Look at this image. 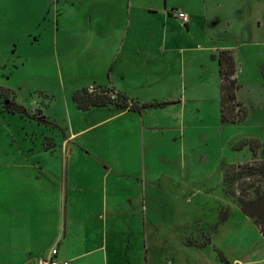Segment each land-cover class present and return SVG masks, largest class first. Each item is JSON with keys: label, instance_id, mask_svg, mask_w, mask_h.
Instances as JSON below:
<instances>
[{"label": "rangeland", "instance_id": "obj_1", "mask_svg": "<svg viewBox=\"0 0 264 264\" xmlns=\"http://www.w3.org/2000/svg\"><path fill=\"white\" fill-rule=\"evenodd\" d=\"M24 1L0 0V23L8 18L16 25L13 30L5 24L0 27V44L5 45V55L0 60V92L28 111L8 112L0 96V161L11 162L25 156L41 165L53 166L57 176L63 168V146L79 152L87 149L96 167L84 162L83 157L78 160L74 153L68 164L73 175L70 181L79 182L83 189L70 197L66 206L54 205L51 211L58 218L67 208V215L75 214L83 220H95L112 212L116 217L119 211L128 214L125 221H115V225L120 223L114 228L115 238L120 239L125 250L121 254L127 258L118 264H264V237L238 203L239 184L251 180L241 164L252 162L255 157L248 144L235 148L245 139H257V156L264 160V75L260 67L264 63V0H167L176 9L208 13L212 22H218L210 27V35L218 40L245 41L239 54L237 99L247 110V117L236 124L220 119L218 72L202 44L197 48L195 38L182 39L185 48H196L193 56L190 52L184 61L183 56L174 54L167 61L160 84L140 92V97L162 100L185 96L183 78L188 86L199 87L198 92H187V97H192L184 107L148 108L143 116L145 125L152 129L145 136L143 130L134 132L142 124L128 122L125 115L127 111L141 114L145 108L137 112L115 104L89 111L76 107L75 89L100 91V86L91 82L108 83V48L98 46L102 52L93 57H86L85 52L67 56L66 65L61 62L60 66L55 57L45 56V52L55 54L54 43H48L45 35L35 45L27 40L31 27L26 22L29 18L22 6ZM164 1L143 0L159 10L147 15L145 11L141 20L145 26L162 23ZM37 16L34 12L35 22ZM6 32L10 39L15 37L18 41L15 55L14 48L6 43ZM197 35L204 36L199 32ZM148 40L144 39V49H148ZM182 63L186 65L183 67ZM65 68L62 84L59 70ZM153 74L159 78L158 72ZM118 93L121 92L113 88L116 98H120ZM39 115L51 122L39 121ZM74 129L84 130L71 141V146L64 145V138ZM80 156H84L83 152ZM89 166L91 169H83ZM227 173L230 179L226 178ZM144 178L146 187L141 184ZM88 184L92 185L91 195L86 193ZM144 188L150 196L148 204H140ZM104 192L107 196L103 198ZM249 192L251 199L264 195V176ZM57 241L60 257L68 258L69 264H78L74 254L66 250L61 235L45 249ZM109 256L110 262L122 261L121 255ZM91 259L94 263L103 261L97 255L79 261L84 264Z\"/></svg>", "mask_w": 264, "mask_h": 264}, {"label": "crops", "instance_id": "obj_2", "mask_svg": "<svg viewBox=\"0 0 264 264\" xmlns=\"http://www.w3.org/2000/svg\"><path fill=\"white\" fill-rule=\"evenodd\" d=\"M22 6L25 7L26 16L29 18L26 22L31 27V30L27 32V40L35 45V43H40L41 36L45 35L48 43H54L55 54L53 55L52 51L50 53L45 52V56L55 57L61 66V62L66 65L67 56H80L85 52L86 57H93V55L102 52L98 46L107 47L111 61L108 72L109 81L107 84L98 83L99 81L91 83L97 86L115 88L139 104L167 102L153 107L164 108L169 106L168 108L172 109L180 105L184 107L191 101L192 97H187V92L192 94L198 92L199 87L193 86V84L188 86L185 78H183L185 96L162 100H149L140 97L142 96L140 92L160 84L164 78L163 71L167 61L171 60L174 54L176 57L183 56L184 61L190 52L193 56L192 52L196 48L192 46L185 48L183 46L185 44H181L182 39L189 41L191 40L189 38H195L197 48L199 44H202L207 51L209 61L213 64L215 71L218 72L219 83L221 77L217 60L218 53L222 49L231 50L238 66L236 76L239 77V67L241 66L239 54L245 46V41L218 40L217 36L210 35L211 25L218 22H212L213 19L209 18L208 13L203 11L196 12L188 10V8H177L189 13V22L184 23L173 13L172 9H176L175 6H169L168 1L165 0L162 5V23L149 27L145 26L141 20L147 14L159 12V10L157 6L146 5L143 0H25ZM34 12L38 14L37 22L32 19ZM4 24L10 30L16 27L8 18L7 20L4 19V23H0V27H5ZM26 28L28 30V26ZM146 31L149 39L148 49H144L146 46L144 39H147L145 37ZM198 32L204 36L201 38L197 35ZM5 34L8 39L6 43L8 47L14 48L12 54L15 55L18 49V41L15 37L10 39L8 32ZM92 44L94 48L91 49ZM81 45H85V48L82 49ZM188 46H190L189 43ZM3 47H5L4 43L0 44V60L5 55V52L2 51ZM10 55L6 56L7 59H10ZM182 65L184 67L186 64L182 63ZM60 66L59 68H61ZM201 69L205 68L202 66ZM66 70V68L65 71L59 70V76L62 77L59 82L62 84H64ZM157 72L159 78L153 74H157ZM238 91L237 96L240 97ZM220 99L221 93L219 114ZM76 107L80 109L78 106ZM148 108H145L143 112L141 111V114L133 111H127L125 114L128 122L138 121L142 124L139 126L141 127L140 130L134 131L135 134L140 133L141 130L144 131V136L147 131L151 132L152 128L145 125L143 116L148 112ZM50 122L48 120V123ZM82 130L74 129L70 134H67L63 140L64 145L71 146V141L75 140ZM62 148H64L63 152L65 153L64 163L60 175L57 176L54 174L55 168L53 166L41 165L39 161H32L25 156H20L23 159L11 162L0 161V264H36V258L46 255L56 244L58 258L68 260L66 257H60L58 241L50 249H45L54 238H59L60 235L62 239H65L66 250L74 254L78 264H82L79 260L84 259L85 256L91 258L95 255L100 256V260L103 261L94 263L91 259L84 264H118L126 261L127 258L122 255L125 250L120 239L115 238L114 228L120 227V223H117L118 226H116L115 221H125L130 217L128 214L119 211L116 217L115 212H112L111 214L105 213L99 218L96 217L95 220L92 218L83 220L82 217L75 214L67 215V208H65L63 215L60 213L58 218L53 216L51 210H54V205L60 208V204L64 203L66 206L70 197H75L83 189V185L78 184L79 182L71 183L70 181L72 174L71 166L69 167L68 164L74 153L78 160L83 157L84 162H89L91 166L96 167L94 165L96 162L91 158V153L87 149H82L80 152H83L84 156H80V152L73 150V148L64 146ZM107 171L110 170L107 168ZM79 172L80 169H77L76 174ZM145 182L147 181L144 178L141 183L143 187H146ZM88 185L86 193L91 195L92 185ZM106 196L107 193L104 192L103 198ZM141 197L143 201L140 204H148L146 201L150 196L145 188ZM104 203L107 205V199ZM56 210L57 214L58 209L56 208ZM110 253L116 257L121 255L122 261L110 262Z\"/></svg>", "mask_w": 264, "mask_h": 264}, {"label": "trees", "instance_id": "obj_3", "mask_svg": "<svg viewBox=\"0 0 264 264\" xmlns=\"http://www.w3.org/2000/svg\"><path fill=\"white\" fill-rule=\"evenodd\" d=\"M219 64V73L221 77L220 82V115L221 120L224 123L236 124L242 122L247 117V110L241 106V102L237 99V91L240 87V83L236 76L238 66L236 59L229 49H222L217 56ZM261 72L264 75V63L261 64ZM100 91H90L89 88L84 87L78 89L73 94V99L77 103L78 107L82 110H88L92 107H103L110 104H115L123 108H128L134 111H142L144 108L159 106L166 104L167 102H149L138 103L132 102L128 96L122 93H118L120 98H116L112 94L113 88L107 86H100ZM0 96L3 98L5 109L8 112H20L28 113L27 109L15 100H11L9 97L3 96L0 92ZM39 121L48 123L45 115L37 116ZM249 145L255 159L247 164H241L242 168L247 171V177L251 180H244L239 184L240 195L238 197V203L242 211L257 225L261 234L264 236V195L255 199H251L249 189L254 187L258 181L264 176V160L258 159V149L260 142L257 139L243 140L235 145L236 149H241L245 145ZM227 179H230V173L226 175ZM225 219V218H223Z\"/></svg>", "mask_w": 264, "mask_h": 264}, {"label": "built area", "instance_id": "obj_4", "mask_svg": "<svg viewBox=\"0 0 264 264\" xmlns=\"http://www.w3.org/2000/svg\"><path fill=\"white\" fill-rule=\"evenodd\" d=\"M173 13L180 18L184 23L189 22V14L180 9H172ZM92 88V86H91ZM36 264H69L68 260H61L58 258L57 244L53 246L46 255H41L36 258Z\"/></svg>", "mask_w": 264, "mask_h": 264}]
</instances>
